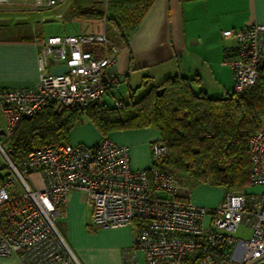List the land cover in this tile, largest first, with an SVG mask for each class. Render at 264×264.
<instances>
[{"label":"built area","instance_id":"2783aa9c","mask_svg":"<svg viewBox=\"0 0 264 264\" xmlns=\"http://www.w3.org/2000/svg\"><path fill=\"white\" fill-rule=\"evenodd\" d=\"M66 1L0 0V12L47 11ZM111 1L119 0L105 3ZM221 36L233 42L223 62L233 72L232 91L241 95L254 86L264 64V25L224 30ZM88 46H99L101 56L85 50ZM36 47L37 82L0 89V138L7 146L0 144V151L8 169L0 177V258L15 255L21 264H79L55 222L67 194L82 191L94 228L132 229L133 246L123 254V264H134L137 251L145 264H264V191L226 192L214 207L194 205L175 176L159 167L167 154L160 140L151 144L150 166L144 170H133L129 147L107 136L92 147L50 140L12 163L11 137L24 119L46 106L56 112L84 110L109 97L115 108L123 107L121 78L109 72L118 48L105 34L50 36L36 40ZM52 62L63 63L66 71L50 75ZM247 149L248 187H264L262 130L248 137ZM36 174L43 185L33 188L27 179ZM240 227L248 231L247 238L236 236Z\"/></svg>","mask_w":264,"mask_h":264},{"label":"crops","instance_id":"0c3cea01","mask_svg":"<svg viewBox=\"0 0 264 264\" xmlns=\"http://www.w3.org/2000/svg\"><path fill=\"white\" fill-rule=\"evenodd\" d=\"M124 1L126 6L120 10L132 7L140 13L135 21L127 19L126 22L130 24L125 34L119 32L118 40H110L118 52L109 72L121 78L119 98L124 101L144 80L147 83L145 93L151 85L175 75L187 78L197 76L200 86L196 91L203 90L209 96L220 97L229 93L234 85V76L223 59L226 50L233 47V42L223 39L222 31L239 30L253 24L264 25V0ZM127 11L123 14H128L127 17L132 19ZM4 27L0 25V89L31 87L38 80L36 40L45 37L21 22H17L16 30H8L7 25ZM89 52L95 57L101 56L99 46ZM65 71L61 62L50 64V75ZM108 101L109 97L102 100L103 103ZM262 119L260 129L264 132ZM0 120L4 127L1 113ZM83 121L80 127L75 128L76 125L73 128L69 142L72 146L92 147L102 136L88 119ZM107 137L129 147L133 170L149 168L150 146L160 139L159 132L153 128L116 131ZM29 180L33 188L43 185L38 174ZM222 198H201L197 203L203 207H214ZM61 214L64 217L63 236L79 264H123V254L133 246L130 227L108 230L94 228L91 225V207L82 191L67 194ZM0 264L21 262L13 255L0 258ZM134 264H145L140 251L134 254Z\"/></svg>","mask_w":264,"mask_h":264},{"label":"trees","instance_id":"16d2710c","mask_svg":"<svg viewBox=\"0 0 264 264\" xmlns=\"http://www.w3.org/2000/svg\"><path fill=\"white\" fill-rule=\"evenodd\" d=\"M71 1L77 18L110 22L121 32L115 17ZM198 86L197 76L175 75L151 85L139 98L132 90L127 101L121 99L123 107L119 109L102 101L84 110L61 112L48 105L21 122L10 139L9 158L18 164L43 143L66 142L70 131L86 118L102 137L114 131L153 128L167 150L159 165L161 170L227 192L246 189L250 175L247 139L261 130L264 117V64L254 86L241 95L231 90L212 97L203 90L196 91ZM146 87L144 80L140 88Z\"/></svg>","mask_w":264,"mask_h":264},{"label":"rangeland","instance_id":"374dc122","mask_svg":"<svg viewBox=\"0 0 264 264\" xmlns=\"http://www.w3.org/2000/svg\"><path fill=\"white\" fill-rule=\"evenodd\" d=\"M82 7H85L86 5L93 7L94 9H100L103 11V13L107 17H115L117 22L120 24L121 33L125 34L127 32V28L129 27V24L126 22L128 20L135 21L138 19L140 13L138 14V11L132 7L126 8L128 11L126 13L131 14V18L129 19L125 13L123 12L125 10H120L119 8L124 9V4L126 3L124 0L119 1H111L109 3H105V0H78ZM73 3L71 0L66 1L62 5L51 9L47 11H37V12H15V13H0V22L3 27L7 25L9 26L8 30L15 29L17 22L23 23V25L33 27L35 31L40 33L41 36L47 38L49 36H68V35H77V34H96V33H103L109 40H118L120 38V33L110 25V22L105 23L104 21L99 20H87L84 18L79 19L76 16H74L73 12ZM124 6V7H123ZM119 9V10H118ZM57 16H60L58 18ZM135 19V20H134ZM5 28V27H4ZM24 28V26L22 27ZM7 30V31H8ZM19 30V29H18ZM3 35V34H1ZM25 37V36H24ZM95 46H88L85 47V50L89 51ZM138 94L135 95L136 98L141 97L144 94L145 89L144 88H138ZM110 105H112L111 101H108ZM85 122V121H83ZM84 124V123H83ZM79 125V126H78ZM75 128L80 127V124H78ZM264 125V118L262 119V126ZM3 128V122L0 120V129ZM71 130L68 138L67 143L70 144L69 138L72 136ZM116 132V131H114ZM0 144L4 149L7 148V146L3 143L2 139L0 138ZM71 145V144H70ZM151 161V157H150ZM7 162L5 157L0 151V177L4 176L7 173ZM176 182L179 184L180 187H182L186 191V195L189 196V201L198 206L197 202H200L201 198H215V197H223L225 193L227 192L224 188L218 187V186H208L204 184L195 183L188 178L180 175H175ZM27 183L30 184V180L27 179ZM264 191V187H247L245 189V192L247 193H261ZM183 194L185 195V192L183 191ZM220 203V202H219ZM218 203V204H219ZM216 206V205H215ZM210 208V207H207ZM63 223H64V217L61 214L56 219L55 225L62 237L65 240V237L63 236ZM248 231L246 229H243L240 227L238 231L236 232V236L239 238H247L248 237Z\"/></svg>","mask_w":264,"mask_h":264},{"label":"water","instance_id":"95a60500","mask_svg":"<svg viewBox=\"0 0 264 264\" xmlns=\"http://www.w3.org/2000/svg\"><path fill=\"white\" fill-rule=\"evenodd\" d=\"M0 134H2V131H0Z\"/></svg>","mask_w":264,"mask_h":264}]
</instances>
